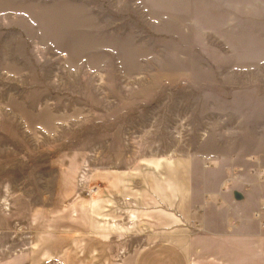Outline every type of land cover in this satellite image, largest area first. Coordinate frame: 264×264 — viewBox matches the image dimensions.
Masks as SVG:
<instances>
[{"label":"rangeland","instance_id":"rangeland-1","mask_svg":"<svg viewBox=\"0 0 264 264\" xmlns=\"http://www.w3.org/2000/svg\"><path fill=\"white\" fill-rule=\"evenodd\" d=\"M223 1L0 0V264H264V34Z\"/></svg>","mask_w":264,"mask_h":264},{"label":"crops","instance_id":"crops-1","mask_svg":"<svg viewBox=\"0 0 264 264\" xmlns=\"http://www.w3.org/2000/svg\"><path fill=\"white\" fill-rule=\"evenodd\" d=\"M221 6L222 9L228 13V19H230L231 15L236 14L239 21H243L244 24L245 22L249 23V28H252V30L256 31L258 34H260V32L264 34V0H225V2H221ZM252 60L256 64L264 63V57L260 55H254ZM251 139L253 141L254 155L258 154L260 164L261 166L263 164L262 167H264V120L259 119L258 123L254 124ZM215 170L216 173L221 172V174H223L224 171L223 169ZM227 170L228 169H226V171ZM252 187L253 188L248 193V197L252 196L256 204L257 199L259 202L264 201V182H255ZM261 218L264 219V212L261 214ZM260 230L263 231L264 228ZM262 233L264 234V232ZM257 239V243H254L255 248L261 245L260 238ZM172 248L174 249L160 245L155 246L154 243L148 244L139 254L137 264H160L164 259L166 262H170L172 259L176 264H188L181 247L173 246ZM258 260L259 264H261L260 256H258Z\"/></svg>","mask_w":264,"mask_h":264},{"label":"water","instance_id":"water-1","mask_svg":"<svg viewBox=\"0 0 264 264\" xmlns=\"http://www.w3.org/2000/svg\"><path fill=\"white\" fill-rule=\"evenodd\" d=\"M232 197L236 202H242L245 199V194L239 190H234L232 193Z\"/></svg>","mask_w":264,"mask_h":264},{"label":"built area","instance_id":"built-area-1","mask_svg":"<svg viewBox=\"0 0 264 264\" xmlns=\"http://www.w3.org/2000/svg\"><path fill=\"white\" fill-rule=\"evenodd\" d=\"M253 159H254V161H255L256 163H258V164L260 163L258 157H254ZM261 175H262V173L259 174L258 177H259V179L261 180V182H264L263 179L261 178ZM95 194H96V195H99L98 191H95Z\"/></svg>","mask_w":264,"mask_h":264}]
</instances>
